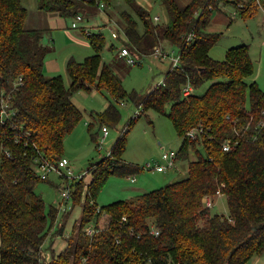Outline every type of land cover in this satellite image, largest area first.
Wrapping results in <instances>:
<instances>
[{
    "label": "trees",
    "instance_id": "1",
    "mask_svg": "<svg viewBox=\"0 0 264 264\" xmlns=\"http://www.w3.org/2000/svg\"><path fill=\"white\" fill-rule=\"evenodd\" d=\"M37 1L40 10L74 15L114 2ZM124 1L131 6L135 0ZM165 2L169 21L162 36L141 7L136 12L143 30L128 10L121 11L118 21L133 48L150 54L164 38L180 51V65L140 99L103 62V33L85 27L81 30L95 52L82 61H67L69 86L62 74L49 75L45 30L26 27L28 8L22 0H0V264H247L264 253V88L246 80L255 70L249 45L231 47L223 59H215L210 50L222 33L207 29L218 4H232L243 16L259 5L256 0H191L184 6L177 0ZM190 33L194 35L188 40ZM206 82L205 92L197 93ZM189 83L194 91L184 96ZM94 87L107 90L117 102L132 100L142 106V113L153 109L168 116L182 137L176 164H185L188 175L98 205V194L111 175L134 176L145 168L124 159L127 132L140 114L129 121L111 154L90 165V182L86 184L83 176L67 185L73 204L82 203L83 208L80 222L68 232V212L58 219L59 208H47L36 191L38 183L49 178H41L39 165L42 159L64 157L65 137L83 117L72 96ZM5 104L8 114L2 123ZM97 116L102 123L116 125L121 113L110 104ZM199 128L203 132L197 138L187 136ZM89 132L95 139L92 124ZM227 140L229 150L223 148ZM222 194L229 215L211 212ZM206 197L213 200L212 206ZM70 198H64L65 203ZM88 227L93 234L87 233ZM60 236L65 247L57 251L54 245Z\"/></svg>",
    "mask_w": 264,
    "mask_h": 264
},
{
    "label": "rangeland",
    "instance_id": "2",
    "mask_svg": "<svg viewBox=\"0 0 264 264\" xmlns=\"http://www.w3.org/2000/svg\"><path fill=\"white\" fill-rule=\"evenodd\" d=\"M177 1L184 6L191 0ZM22 2L28 8L26 27L45 30L42 42L49 46L47 57L55 58L60 64V69L49 73V75L62 74L67 86L71 82L67 73V61L71 57L82 61L95 52L81 27H85L86 31L91 33H103L106 40L101 53L103 62L110 64L113 71L121 78L124 88L128 92H138L140 99L146 97L158 84L162 83L165 74L172 68V59L169 57L162 59L155 53V49L159 46L161 50L168 52L171 56H177L180 53L177 46L172 45L164 38L159 39L160 44L153 46L154 52L150 54L141 51V48H133L128 43L123 26L118 22L122 20L121 11L123 10H128L140 21L136 10L141 7L143 11L147 12L150 21L157 26V32L159 31L162 36L169 21L165 0H135L131 6L124 0H114L112 5L105 8L97 6L89 11L81 9L82 12L79 14L84 19L79 21L77 28L72 26L76 15L69 11L61 12V14L60 11L46 12L39 9L37 0H22ZM240 11L238 7L224 3L218 4V7L215 8L207 29L222 34L218 42L211 48L210 55L215 59H223L227 49L248 44L255 70L246 80L249 83L256 81L261 88H264V11L258 7L251 14L248 11L244 16ZM143 28V23L140 21L139 29L143 30ZM113 30L119 34V37L112 36ZM152 43L154 42L152 41ZM155 43H158L157 39ZM112 45L114 48H111ZM123 46L130 49L136 63H130L127 57L120 55ZM208 86L209 82H206L196 90L197 93L205 92ZM72 99L83 112V117L73 131L65 137L63 156L69 159L74 175L84 174V181L87 184L92 179V173L89 171L90 165L107 156L118 137L127 128L129 121L136 115L138 105L130 99L117 102L107 90L96 87L91 91L80 89L73 94ZM110 104H114L121 113L120 120L116 125L102 123L97 116ZM91 124L95 139L89 132ZM104 125L109 129L105 138H103L102 131ZM181 143L182 137L176 133L168 116L153 109L141 113V116L132 123L127 132V149L124 159L138 163L145 168L134 176L111 175L98 194V205L131 198L138 193L160 188L169 182L186 177L188 171L185 164H179V168H169L166 172L146 167L148 163L154 166L157 163L165 164L166 162L162 158L163 152L178 151ZM97 144L101 146L100 149ZM190 157L195 159L196 153L192 151ZM130 177H135V179L131 180ZM74 180L77 179L62 178L59 174L52 172L48 180L40 181L36 186V191L45 199L47 208L51 205L59 208L58 219H62L63 214L68 212L65 224L68 232L71 231V227L76 221L77 224L80 222L83 216L82 203L74 205L72 197L65 203L62 195L64 187L70 185ZM210 209L212 213L229 215L226 196L219 195L215 205ZM65 234L67 233L65 232ZM63 241L61 236L56 239L54 248L57 251L65 247ZM48 243L47 240L45 246ZM50 252L47 250L48 254ZM247 264H264V253L254 256Z\"/></svg>",
    "mask_w": 264,
    "mask_h": 264
},
{
    "label": "built area",
    "instance_id": "3",
    "mask_svg": "<svg viewBox=\"0 0 264 264\" xmlns=\"http://www.w3.org/2000/svg\"><path fill=\"white\" fill-rule=\"evenodd\" d=\"M257 4L259 5V7L264 11V2L262 0H256ZM100 7H104L103 4L100 5ZM84 18L81 14H77L76 15V20L73 21L72 26L73 28H77L79 27V21H82ZM263 29H264V23H263ZM194 33H190L188 40L192 39ZM112 36L113 37H119V34L113 30L112 32ZM156 54H158L162 59L169 57L172 59L173 64L172 67H176L180 65V54H178L177 56H171L168 52H164L163 50H161L160 48L156 49ZM120 55L121 56H125L128 59V62L130 63H136L135 58L131 55V51L128 47L124 46L122 47L121 51H120ZM164 83V81L162 82ZM160 83V84H162ZM194 91V87L189 83L187 84L184 88H183V95L187 96L190 93H192ZM2 112H1V122L4 123L5 121V116L8 114V110H7V105H3L2 107ZM142 106H138V109L136 111V115L134 117H138L141 113H142ZM102 131H103V138H105L108 135L109 129L106 125H104L102 127ZM203 132L202 128L199 129H192L190 131L187 132V136L195 139L197 138V136ZM99 146V145H98ZM231 146V141L227 140L224 145L223 148L225 150H229ZM101 148V146H99V149ZM111 154V150L107 153V156ZM162 158L163 160L166 162L165 164H159L157 165L156 169L157 171H167L169 168H173L176 166V159H177V151H164L162 154ZM148 167H150V165H148ZM39 172L41 175V178L46 179L49 177L50 173L55 172L57 174H59L61 177H65V178H70L73 177V179H77L80 180L84 174H79V175H74V172L72 170V168L70 167V161L68 158L66 157H62L59 160L56 161H50L47 159H42L41 164L39 165ZM62 195L64 198H70V188L69 187H65L62 191ZM206 203L208 206H212L213 205V200H211L209 197H206ZM94 230L92 227H88L87 228V233L88 234H93ZM153 232H155L156 234L158 233V230H153Z\"/></svg>",
    "mask_w": 264,
    "mask_h": 264
},
{
    "label": "crops",
    "instance_id": "4",
    "mask_svg": "<svg viewBox=\"0 0 264 264\" xmlns=\"http://www.w3.org/2000/svg\"><path fill=\"white\" fill-rule=\"evenodd\" d=\"M111 15V14H109ZM45 69L46 72L49 74L51 72L57 71L58 69H60V64L58 63V61L55 58H46L45 61ZM176 168H179L180 165L177 163Z\"/></svg>",
    "mask_w": 264,
    "mask_h": 264
}]
</instances>
